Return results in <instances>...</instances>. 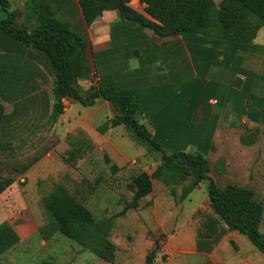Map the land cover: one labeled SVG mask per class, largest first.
Wrapping results in <instances>:
<instances>
[{"label": "rangeland", "instance_id": "1", "mask_svg": "<svg viewBox=\"0 0 264 264\" xmlns=\"http://www.w3.org/2000/svg\"><path fill=\"white\" fill-rule=\"evenodd\" d=\"M11 1L9 7L18 10L20 2ZM67 5L75 17L74 7ZM53 7L46 0L43 10L53 13ZM37 9L33 0L26 2L28 12ZM3 12L0 7V18L6 17ZM37 19L38 16L30 29L38 23ZM77 22L66 24L73 31H81ZM87 55L92 65L88 48ZM47 73L39 93L0 92V176L17 183L13 191L6 193V204L20 222L30 219L40 225L39 234L7 249L0 264H146L153 250L152 264H264V255L245 234L236 231L225 232V240L207 254L196 249L198 238L205 237L206 224L217 218L208 200H203V191L197 203L182 201L177 190L173 188L172 192L170 185L152 178V190L139 200L138 206L126 207L135 188L133 175L141 170L150 173L160 159L159 152L134 137L127 126L102 130L111 111L103 104L98 107L99 99L94 105L64 100V111L49 119L53 70L48 61ZM95 77L93 70L86 79L93 81ZM89 84L85 78L79 80L83 90ZM14 96L16 99H10ZM28 170L36 189H30L31 183L25 186L29 189H22L21 180ZM56 184L65 186L87 206L95 222H103L95 230L102 234L100 230L106 229L105 237L113 247L110 251L109 245L104 249L106 257L53 227L42 197ZM252 188L264 208V188L257 184ZM205 189L207 195L206 183ZM4 213L0 209L1 222L5 221ZM260 230L264 231V213ZM41 235L45 236L43 246Z\"/></svg>", "mask_w": 264, "mask_h": 264}, {"label": "crops", "instance_id": "2", "mask_svg": "<svg viewBox=\"0 0 264 264\" xmlns=\"http://www.w3.org/2000/svg\"><path fill=\"white\" fill-rule=\"evenodd\" d=\"M27 1L18 0V10H13V6L9 10L15 12L16 26L30 30L38 12H28ZM50 1L53 15L64 18L68 25L78 21L79 29L85 28L96 74L94 82L85 79L89 86L109 84L132 91L144 110L141 121L152 134L165 142L168 150L186 145V150L206 151L210 164L208 175L218 185L236 184L253 189V184H257L264 188V26L246 44L225 39L210 43L191 34H156L149 27L121 19L116 9L104 10L85 26L77 0L66 3L74 7L75 17L72 10L60 5L61 0ZM9 2L11 5L12 1ZM129 5L152 18L139 0H130ZM47 75L45 56L0 29V87L8 88L0 92L39 93ZM98 99L97 106H108L111 111L108 118L112 117V104ZM148 118L153 125L148 123ZM29 171H26L28 180L26 176V180H21L24 190L29 189L25 187L29 183L31 190L36 189ZM205 183L208 188L207 180H196L187 170L170 187L178 191L182 201L197 203L202 191L203 200H208ZM16 184L11 183L0 193V209L5 211L2 217L5 221L0 224L9 228L0 232L5 235L0 247L11 244L0 253V258L18 242L39 234L40 225L30 219L20 222L6 204L9 199L6 193L13 191ZM232 231L227 232L232 234ZM225 234L213 244L209 236L198 238L196 249L205 254L211 252L217 243L225 240ZM44 237L39 238L42 246L46 244Z\"/></svg>", "mask_w": 264, "mask_h": 264}, {"label": "trees", "instance_id": "3", "mask_svg": "<svg viewBox=\"0 0 264 264\" xmlns=\"http://www.w3.org/2000/svg\"><path fill=\"white\" fill-rule=\"evenodd\" d=\"M129 1L77 0V4L85 26L90 25L104 10L116 9L121 19L149 27L156 34H191L210 43L215 39H225L246 44L252 41L259 28L264 26V0H221L219 3L213 0H139L145 4L144 11L152 18L134 10ZM67 2L68 0H61L60 5L66 8ZM45 4L46 0L38 1V23L28 30L14 24L15 12L9 10V0H0V7L7 14V17L0 18V29L20 43L36 48L52 68L53 101L49 119H55L64 111V100H73L82 105H92L98 98L109 101L114 115L104 123L102 130L120 124L127 126L134 137L148 143L160 154L159 163L150 173L141 170L133 175L135 188L126 207L138 206L139 200L152 190V178H158L170 185L189 170L196 180L205 179L208 182V203L217 214V218L208 222L204 228V234L211 237V243L217 242L225 232L233 230L245 234L264 255V231L260 230L264 208L256 198L254 190L236 184L223 187L218 185L208 175L210 164L205 156L206 151L186 150V145L168 150L165 142L158 140L146 123L141 121L144 110L132 91L109 84H91L85 90L81 89L79 80L89 78L93 73L87 55L85 28L77 32L69 29L61 18L43 10ZM94 66L96 68L95 63ZM148 123L153 125L150 118ZM12 181L11 178L0 176V193ZM171 190L175 192L173 188ZM42 202L54 224L53 227L106 257L104 249L109 245L105 237L106 229L100 230L102 234L95 230L98 225H104L103 222H95L91 210L78 201L65 186L56 184L42 197ZM6 229H9L6 224H0V232ZM3 238L5 235H0V242ZM8 245L11 244L0 247V253L9 247ZM112 249L109 245L108 250ZM153 254L154 250L148 254L146 264H152Z\"/></svg>", "mask_w": 264, "mask_h": 264}]
</instances>
